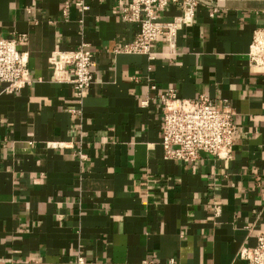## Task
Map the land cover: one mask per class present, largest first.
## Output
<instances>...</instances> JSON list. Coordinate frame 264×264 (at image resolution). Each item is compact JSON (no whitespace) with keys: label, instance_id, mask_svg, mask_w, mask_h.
<instances>
[{"label":"crops","instance_id":"0c3cea01","mask_svg":"<svg viewBox=\"0 0 264 264\" xmlns=\"http://www.w3.org/2000/svg\"><path fill=\"white\" fill-rule=\"evenodd\" d=\"M84 1L81 14L74 0H0V36H27L30 82L0 83V264H247L240 247L264 232V66L248 57L264 0H197L175 53L159 37L152 60L115 52L140 29L121 17L128 0ZM81 42L93 83L76 116L72 85L53 80L48 58ZM168 90L229 102L231 159L163 158Z\"/></svg>","mask_w":264,"mask_h":264},{"label":"built area","instance_id":"2783aa9c","mask_svg":"<svg viewBox=\"0 0 264 264\" xmlns=\"http://www.w3.org/2000/svg\"><path fill=\"white\" fill-rule=\"evenodd\" d=\"M75 7L81 14L88 10L84 0H74ZM197 0H128L122 7L121 17L128 22H138L140 29L131 42L124 44L115 52L133 53L155 58L153 43L162 37L170 53H175L177 33L184 27L191 26L195 17ZM69 7L64 2L63 14ZM174 7L177 10L170 20H161V11ZM215 9L212 10L214 14ZM82 22V19L80 20ZM26 34L12 37L0 36V83L6 84L7 91H18L30 83L24 78L28 56L18 49L25 44ZM249 61L254 66H264V28L254 31L253 41L248 53ZM48 61L52 67L53 80L68 83L73 88L75 106L67 111L71 115L81 114V103L93 83L91 68L94 64L93 53L86 42L73 50L53 51ZM154 89L155 85H151ZM163 104L161 141L163 158L181 162H194L199 151L212 154L218 159H231L235 143V111L226 99L216 103L206 95L195 99H184L173 90L159 94ZM143 104L146 105V102ZM48 147H61V142H47ZM81 158L84 156L79 155ZM218 213V209H215ZM254 246H242L238 256L247 264H264V232L255 235ZM82 264V258L77 259ZM165 264H175L169 259Z\"/></svg>","mask_w":264,"mask_h":264}]
</instances>
